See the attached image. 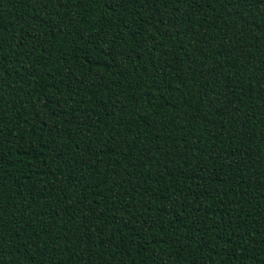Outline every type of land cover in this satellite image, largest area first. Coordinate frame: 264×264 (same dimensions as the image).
Returning a JSON list of instances; mask_svg holds the SVG:
<instances>
[{"label":"trees","instance_id":"1","mask_svg":"<svg viewBox=\"0 0 264 264\" xmlns=\"http://www.w3.org/2000/svg\"><path fill=\"white\" fill-rule=\"evenodd\" d=\"M0 264H264V0H0Z\"/></svg>","mask_w":264,"mask_h":264}]
</instances>
